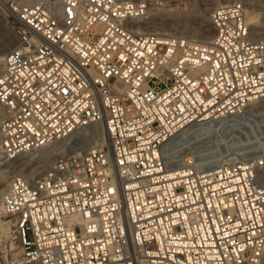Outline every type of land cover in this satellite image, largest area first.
<instances>
[{"label": "built area", "instance_id": "1", "mask_svg": "<svg viewBox=\"0 0 264 264\" xmlns=\"http://www.w3.org/2000/svg\"><path fill=\"white\" fill-rule=\"evenodd\" d=\"M150 3L0 2L17 36L2 56L0 157L105 127L11 180L1 204L21 251L0 264H264V150L243 142L238 160L208 164L172 151L264 102V41L243 2L211 10L210 43L146 31Z\"/></svg>", "mask_w": 264, "mask_h": 264}, {"label": "rangeland", "instance_id": "2", "mask_svg": "<svg viewBox=\"0 0 264 264\" xmlns=\"http://www.w3.org/2000/svg\"><path fill=\"white\" fill-rule=\"evenodd\" d=\"M36 1L42 0H35V2ZM152 1L154 3H150L149 6L153 11H156L160 6L169 5L176 11L182 13L188 12L193 6H195V3H200L199 5H201V3H225L223 0ZM235 1L242 2L244 0H230L228 2ZM246 6H249L247 8V14L259 13L260 15H263L255 5L247 3ZM191 24L192 26L194 24V26H197L196 23L192 22ZM261 31L262 33L257 34L252 38L264 41V29ZM194 38L197 39L196 37H192L190 40L194 41ZM16 41L17 36L14 32L11 20L4 17L0 12V56H3L7 50L12 48L16 44ZM256 106L257 108H255ZM256 106L246 108V110H244L235 120L227 123L218 130L204 133L202 135H189L188 137L174 141L172 146L173 155L177 158L190 156L196 162L208 164L214 157L220 154L230 153L232 148L241 145L243 142H248L255 146L257 149L254 151L255 153H261V151L264 150V102L259 103ZM94 128L97 127L89 125L77 132L71 133L64 139L53 141L48 150L35 155V158L22 157L13 161L0 159V193L4 190L7 180H12L21 176H29L36 179L53 165L59 156L76 152L83 153L86 149L90 148L91 145L93 146L96 142L98 143L100 141L99 137H97V135L93 136ZM237 151H240V149H237ZM239 158L240 156L238 153L234 155L230 153L225 157L226 162H233ZM261 177L264 185V172ZM15 223V216L7 215L4 211H0V259L6 258L9 260L20 254V243Z\"/></svg>", "mask_w": 264, "mask_h": 264}, {"label": "bare ground", "instance_id": "3", "mask_svg": "<svg viewBox=\"0 0 264 264\" xmlns=\"http://www.w3.org/2000/svg\"><path fill=\"white\" fill-rule=\"evenodd\" d=\"M0 1L5 2V0ZM51 1L53 3H59V0ZM228 1L230 0H223V2ZM20 2L32 3L35 2V0H20ZM242 2L246 4L249 3L250 5H255L256 8L260 10V13L263 14L260 15L259 13H249L246 16V22L249 26L250 36L254 37L257 34L262 33L261 30L264 29V0H244ZM199 4L200 3H195V6H193L188 12L185 13L176 11L169 5L160 6L156 11L150 10L149 20L143 24V28L148 32H158L162 34L173 35L180 34L183 36H187L188 39L196 37L197 39L194 38V41L199 43H210L213 38L212 33L214 34L213 27L210 22V13L214 6L221 3H201V5ZM246 7L248 8L249 6ZM192 22L196 23L197 26H194L195 24L192 26ZM1 70L2 56H0V72ZM94 129L93 136L97 135L99 139L103 138V136L105 135V127L103 126V128L98 127ZM197 131V135L208 133V131L205 129H199ZM91 147L92 145L90 146V148ZM0 159L4 160L2 157H0ZM10 184L11 179L6 181L4 190L0 193V201H2V198L6 193L5 190H8ZM1 210L3 211L2 204H0V211Z\"/></svg>", "mask_w": 264, "mask_h": 264}]
</instances>
